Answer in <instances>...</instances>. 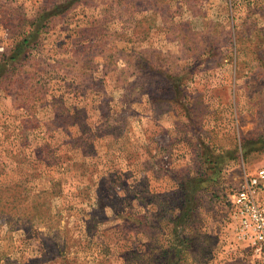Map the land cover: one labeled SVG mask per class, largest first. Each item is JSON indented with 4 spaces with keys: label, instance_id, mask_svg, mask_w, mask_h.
<instances>
[{
    "label": "rangeland",
    "instance_id": "rangeland-1",
    "mask_svg": "<svg viewBox=\"0 0 264 264\" xmlns=\"http://www.w3.org/2000/svg\"><path fill=\"white\" fill-rule=\"evenodd\" d=\"M259 169L264 0H0V264H264Z\"/></svg>",
    "mask_w": 264,
    "mask_h": 264
},
{
    "label": "built area",
    "instance_id": "built-area-1",
    "mask_svg": "<svg viewBox=\"0 0 264 264\" xmlns=\"http://www.w3.org/2000/svg\"><path fill=\"white\" fill-rule=\"evenodd\" d=\"M231 218L236 238L247 243L264 263V169H259L234 192Z\"/></svg>",
    "mask_w": 264,
    "mask_h": 264
}]
</instances>
